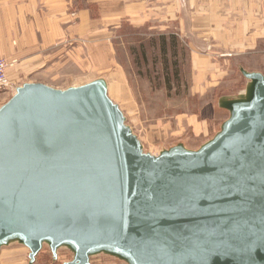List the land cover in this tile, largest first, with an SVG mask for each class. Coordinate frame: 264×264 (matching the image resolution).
<instances>
[{
  "label": "water",
  "instance_id": "95a60500",
  "mask_svg": "<svg viewBox=\"0 0 264 264\" xmlns=\"http://www.w3.org/2000/svg\"><path fill=\"white\" fill-rule=\"evenodd\" d=\"M195 152L141 151L104 83H28L0 107V245L32 263L108 250L130 264H264V78Z\"/></svg>",
  "mask_w": 264,
  "mask_h": 264
},
{
  "label": "rangeland",
  "instance_id": "374dc122",
  "mask_svg": "<svg viewBox=\"0 0 264 264\" xmlns=\"http://www.w3.org/2000/svg\"><path fill=\"white\" fill-rule=\"evenodd\" d=\"M153 26L150 20L143 27L123 22L111 34L108 47L95 52L83 46L56 48L27 80L55 90L104 83L143 153L159 157L198 151L222 133L231 117L229 107L239 103L238 93L251 81L240 67L258 70L264 77V44L229 62L214 59L221 73L204 77L191 65L186 39ZM12 91L11 83L8 91L0 90V107ZM41 249L30 263L29 249L19 239H11L0 245V264L8 254L10 264H68L74 256L68 245L60 246L56 257L48 242ZM90 258L97 264H130L108 250L93 252Z\"/></svg>",
  "mask_w": 264,
  "mask_h": 264
},
{
  "label": "crops",
  "instance_id": "0c3cea01",
  "mask_svg": "<svg viewBox=\"0 0 264 264\" xmlns=\"http://www.w3.org/2000/svg\"><path fill=\"white\" fill-rule=\"evenodd\" d=\"M148 20L186 39L191 65L204 77L221 73L214 59L229 62L264 44V0H0V56L14 61L11 98L56 48L99 51L123 22L143 27ZM8 255L2 264L11 263Z\"/></svg>",
  "mask_w": 264,
  "mask_h": 264
},
{
  "label": "built area",
  "instance_id": "2783aa9c",
  "mask_svg": "<svg viewBox=\"0 0 264 264\" xmlns=\"http://www.w3.org/2000/svg\"><path fill=\"white\" fill-rule=\"evenodd\" d=\"M12 65L0 56V90L8 91L10 89L7 69Z\"/></svg>",
  "mask_w": 264,
  "mask_h": 264
},
{
  "label": "bare ground",
  "instance_id": "6f19581e",
  "mask_svg": "<svg viewBox=\"0 0 264 264\" xmlns=\"http://www.w3.org/2000/svg\"><path fill=\"white\" fill-rule=\"evenodd\" d=\"M247 74H250V73H247ZM252 85H253V81L251 80L249 82V85H248L247 90L240 93L241 95L239 96V99H238L239 103H236V105H234V106L247 104L250 101L251 95H252V93H251V91H252ZM234 106H230L229 109L231 107H234Z\"/></svg>",
  "mask_w": 264,
  "mask_h": 264
},
{
  "label": "trees",
  "instance_id": "16d2710c",
  "mask_svg": "<svg viewBox=\"0 0 264 264\" xmlns=\"http://www.w3.org/2000/svg\"><path fill=\"white\" fill-rule=\"evenodd\" d=\"M161 47H162V51H164V44H162V46H161Z\"/></svg>",
  "mask_w": 264,
  "mask_h": 264
}]
</instances>
